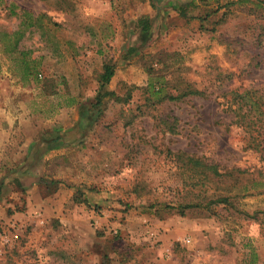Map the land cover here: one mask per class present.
Wrapping results in <instances>:
<instances>
[{"label": "rangeland", "instance_id": "1", "mask_svg": "<svg viewBox=\"0 0 264 264\" xmlns=\"http://www.w3.org/2000/svg\"><path fill=\"white\" fill-rule=\"evenodd\" d=\"M191 1L0 0V30L11 6L46 26L19 44L37 79L0 39V264H264V150L229 107L264 113V0ZM199 194L229 201L182 207Z\"/></svg>", "mask_w": 264, "mask_h": 264}, {"label": "trees", "instance_id": "2", "mask_svg": "<svg viewBox=\"0 0 264 264\" xmlns=\"http://www.w3.org/2000/svg\"><path fill=\"white\" fill-rule=\"evenodd\" d=\"M154 4L156 3V0H151ZM203 1H209V0H203ZM241 2H245L248 0H239ZM185 4L187 5H182L179 8V13L180 15L187 16V8L190 6H195V2H186ZM11 14H15L18 17H22L21 22H20V27L13 31V32H7L5 30H0V39L4 41V44L6 46L7 51L12 52L13 54H18L20 55L17 59V64L18 67L24 72V77L25 78H33L37 79L38 75L40 74V62L37 59H32L29 57V53L21 50L19 48V44L21 39L25 36L26 32L30 30L31 28L39 29V30H46V26L44 25V20L43 18L45 15H35L33 12L28 11V10H23L21 14L17 13L15 10L14 6H11ZM201 19H204L201 17ZM153 25H154V20L149 19V18H142L139 22V28L141 31L146 32V33H153ZM0 71H1V62H0ZM115 74V64H111L109 62H105L103 65L102 72L99 75V90L98 94L95 97V101L92 103V106L97 108V113L100 115L102 113V103H103V97L107 94H114V92H108L105 91V87L107 84L110 82L111 78ZM233 93L236 95L237 93H241L238 90L233 91ZM245 93V92H243ZM200 95L202 92H200L197 89H190L186 92H184V95ZM164 95H167V92L162 88H156L154 84H151V97L152 99H155L156 101H163ZM242 98L244 99L243 94H239ZM169 99L174 100L176 97L174 96H168ZM73 103L75 102L74 98H72ZM248 103H252V105H257L256 102L253 100H248ZM243 103L239 102V100L233 99L229 103V107L234 113V122L236 124H240L243 126L247 131L250 132V142H249V148L255 149L257 151H263L264 150V126H259L260 130L258 131L256 129V126L260 125L259 121H261V118L259 115L263 116L264 113L259 111V115H254L252 114L253 109L250 108L247 112H243ZM252 109V110H251ZM256 117V118H255ZM255 132L257 134L251 133ZM177 155H181L178 153ZM184 156L187 157L186 164L191 165V167L198 169V172L201 174L205 173V171H210L212 174L217 175L219 177L223 176L222 172H219V166L218 164H207L203 160L195 157V156H189L187 154H183ZM182 156V155H181ZM204 169V170H203ZM228 171L224 172V174L231 173L235 168V166H230L227 168ZM232 170V171H229ZM256 185V182H254ZM261 185L264 186V183L260 182ZM246 190L248 189V186L245 188ZM1 193V192H0ZM201 200L198 201H190L187 202L183 208H190V207H210L212 204H220L224 202L229 201V197L225 195L218 196L216 198H211L206 195L199 194L198 195Z\"/></svg>", "mask_w": 264, "mask_h": 264}, {"label": "crops", "instance_id": "3", "mask_svg": "<svg viewBox=\"0 0 264 264\" xmlns=\"http://www.w3.org/2000/svg\"><path fill=\"white\" fill-rule=\"evenodd\" d=\"M3 132H5V131L3 130Z\"/></svg>", "mask_w": 264, "mask_h": 264}]
</instances>
